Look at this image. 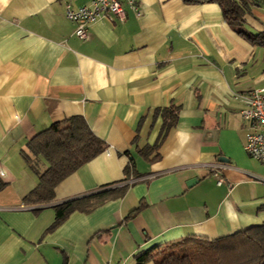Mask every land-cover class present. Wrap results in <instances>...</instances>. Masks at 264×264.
<instances>
[{
	"label": "crops",
	"instance_id": "crops-1",
	"mask_svg": "<svg viewBox=\"0 0 264 264\" xmlns=\"http://www.w3.org/2000/svg\"><path fill=\"white\" fill-rule=\"evenodd\" d=\"M67 2L90 0H0V264H138L185 238L263 224L264 164L244 148L233 94L264 89V44L249 38L264 33V0L245 13V33L217 2H124L126 19L96 20L88 40ZM77 115L106 149L52 201L27 204L31 163L48 167L27 162L29 141ZM99 191L115 195L50 229L55 204Z\"/></svg>",
	"mask_w": 264,
	"mask_h": 264
},
{
	"label": "trees",
	"instance_id": "trees-1",
	"mask_svg": "<svg viewBox=\"0 0 264 264\" xmlns=\"http://www.w3.org/2000/svg\"><path fill=\"white\" fill-rule=\"evenodd\" d=\"M183 1L217 2L226 20L240 33H245L242 29L245 13L257 4V0ZM249 38L264 44V33L250 35ZM162 112L165 119L171 115L169 123L174 121V111ZM105 149V141L91 130L83 116H71L39 132L29 141V153L25 154V158L30 163L32 156L43 157L48 162V167L40 172L36 164L31 163V167L37 172L38 184L25 196L24 201L31 205L52 201L55 198V186L62 179ZM4 186L5 182L0 178V190ZM114 195L109 191H99L55 204V220L50 229L59 225L73 211H90ZM138 209L140 208L135 210ZM148 259L155 264H264V223L213 240L185 238L154 254L142 252L137 256L138 264Z\"/></svg>",
	"mask_w": 264,
	"mask_h": 264
},
{
	"label": "built area",
	"instance_id": "built-area-1",
	"mask_svg": "<svg viewBox=\"0 0 264 264\" xmlns=\"http://www.w3.org/2000/svg\"><path fill=\"white\" fill-rule=\"evenodd\" d=\"M124 2L137 10L135 0H90L89 3L77 8H74L71 2H67L65 14L75 23L76 36L81 40H88L91 24L96 20L116 18L124 21L126 19ZM233 97L242 103L240 115L248 125L244 148L251 157L264 164V89L254 88L246 92H235ZM218 167L220 165L213 164L211 170L220 185L224 179Z\"/></svg>",
	"mask_w": 264,
	"mask_h": 264
}]
</instances>
